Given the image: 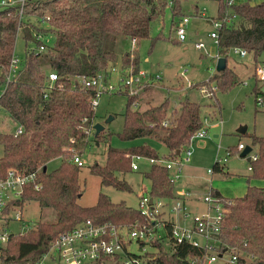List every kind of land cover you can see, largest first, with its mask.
<instances>
[{"label": "trees", "instance_id": "trees-1", "mask_svg": "<svg viewBox=\"0 0 264 264\" xmlns=\"http://www.w3.org/2000/svg\"><path fill=\"white\" fill-rule=\"evenodd\" d=\"M182 1L27 0L21 6H0V109L21 130L17 136L0 134V178L8 169L36 172L34 182L23 187L16 203L20 207L33 202L38 208L52 210L55 214L53 222H38L32 229L10 235L1 264L34 263L56 236L86 220L95 225L143 223L136 209L113 203L103 194L97 195L92 206L77 204L79 168L71 164L70 159L83 152L94 125V111L89 107L93 88H82L77 79H90L98 74L106 79L115 72L122 75L130 61L132 71L136 72V53L132 54L129 48L117 57L116 47L124 41H128L131 48L137 46L148 37L150 23L159 18L166 7L172 18L180 16ZM195 1L214 2L217 20H229L221 22L216 31V54L224 58L225 68L221 72L214 69L208 79L216 83V89L229 90L241 83L226 65L227 51L238 48L253 59L264 53V1L252 6L249 0H241L229 7L226 0ZM198 10L201 8L193 6L194 13ZM176 22L171 23L173 31ZM18 36L22 40L24 58L13 77L6 81ZM47 36L51 39L48 45L38 40ZM40 46L43 50L39 52ZM48 73L56 75L50 87ZM250 82L254 97L257 87L252 79ZM146 90L149 89L146 87L142 92ZM136 101V96H126L122 129L117 135L121 140L149 139L164 146L174 157L182 154L190 136L203 126L199 106L187 99L179 102V109L172 121L167 120L165 128L161 122L165 121L167 101L153 106L146 103L141 110L131 108ZM99 135L94 137L96 141ZM251 143L258 148L256 160L248 161L251 177L264 180V138L252 136ZM134 156L145 160L158 158L145 144L126 151L108 148L103 164H93L88 172L99 179L101 186L129 191L128 185L116 176L131 171ZM53 160H59V164L46 172L45 166ZM142 176L148 181L150 197L175 198L173 184L163 167L151 165ZM210 194L224 210L214 252L221 256L234 255V264H264V186L248 185L241 197L233 199ZM166 232H169L168 227ZM150 247L156 250L150 264H190V261L199 264L206 255V249L183 243L173 249H164L158 242L151 243Z\"/></svg>", "mask_w": 264, "mask_h": 264}, {"label": "rangeland", "instance_id": "rangeland-1", "mask_svg": "<svg viewBox=\"0 0 264 264\" xmlns=\"http://www.w3.org/2000/svg\"><path fill=\"white\" fill-rule=\"evenodd\" d=\"M27 0H0V3L21 4ZM30 2L36 0H28ZM264 0H249V4L255 6ZM193 6L201 8L194 13ZM180 16L188 18L186 25L185 41L179 43L176 41L172 24L180 16L171 17L169 7H166L162 15L150 23L148 37L140 40L137 46L130 47L128 41L116 47V56L130 48V52L136 53L138 58V70L143 71L150 77H158V80L151 81L145 85L136 95L137 101L132 102L138 110L144 109L146 103L149 106L157 105L162 101H167L165 109V120L172 121L173 115L179 109V102L187 99L199 106L200 120L207 119L209 129L207 130L208 138L193 140L190 148L193 151L187 164L182 165L178 173V178L174 181V188L181 183L184 186V177L188 169L198 177V181L206 184L209 181V175L206 170L211 169L215 160L217 147L220 148V160L222 170L214 172L212 180L223 184L226 189L235 186L236 182H225L231 179H242V185L246 188L250 186H264V180L255 179L252 172H248V158L251 155H257L258 148L251 143V137L264 138V106L257 108L254 104L252 86L249 76L256 62H264V53L253 59L247 55L240 60L235 56L227 55L226 65L232 69L238 78V82H247V85L237 84L226 91L209 92V83L216 88V83L208 80L212 77L215 69V48L213 43L207 37L212 30L216 16V4L210 1L184 0L180 4ZM173 21V23H172ZM172 23V24H171ZM201 41L204 45L205 54L194 49V43ZM42 42L46 45L51 43L49 36L43 37ZM214 53V54H213ZM13 56L18 58L19 63L24 58V48L22 40L18 36L15 40ZM130 61V58H129ZM131 61L125 70H132ZM114 73L113 78L117 79L120 75ZM151 79V78H150ZM186 81L189 83L187 87ZM149 90H144V88ZM205 87V95L198 93V88ZM1 91V89H0ZM264 97V96H263ZM126 96L118 94H103L97 102L94 109L93 124L102 126L99 132V139H94V131L89 133L86 147L80 155L82 166L79 168L77 184L80 190V196L77 198V204L81 207L94 205L98 194H103L113 203H123L125 206L136 209L138 199L148 192V181L143 178V173L147 172L150 165L147 161L140 160L136 164L137 171H130L116 178L125 182L129 191H119L112 187H104L99 183V179L88 172L89 167L93 164L102 165L104 162L105 152L108 148L126 151L132 147L145 144L152 148L157 156H166L167 149L159 143L149 139H134L125 141L118 138L122 129V116L124 112ZM133 109V107H131ZM130 108V109H131ZM177 114V113H176ZM110 117V120L105 121ZM16 126L8 118L6 113L0 109V134L13 133ZM244 129L242 134L238 131ZM98 133V134H99ZM216 135V138L212 136ZM237 144L244 148L248 147L250 152L244 157H239L241 151L234 152L230 156L223 157L225 149H235ZM182 160V159H181ZM59 160L50 161L46 166V172L55 169ZM72 164V163H71ZM173 176L174 172H168ZM220 174V175H219ZM207 188V185H206ZM206 192V191H205ZM201 190L197 196L202 199L208 193ZM205 207V206H204ZM20 222H10L8 232L23 233L32 229L38 222H53L55 214L49 209H40L33 202H26L19 207ZM204 210V209H203ZM18 211V209H15ZM203 212V211H202ZM193 216V213H190ZM198 241H200L198 239ZM164 249L169 248L167 242L161 241ZM144 251L138 252V245L132 241L127 244L126 252L131 256L138 257L141 260L153 258L156 250L149 245L143 246ZM228 253L224 254L215 264H224L228 261ZM247 262V261H246Z\"/></svg>", "mask_w": 264, "mask_h": 264}, {"label": "built area", "instance_id": "built-area-1", "mask_svg": "<svg viewBox=\"0 0 264 264\" xmlns=\"http://www.w3.org/2000/svg\"><path fill=\"white\" fill-rule=\"evenodd\" d=\"M241 0H226V5H235ZM12 4L0 3L1 7ZM22 5V2L20 6ZM227 18L214 20L212 30L209 31L207 37L217 48V29L221 22L227 23ZM188 18L182 16L177 20L174 27L176 41L182 43L186 37V25ZM42 41V38H38ZM196 51L205 53L204 45L201 41L194 43ZM40 46L38 51H42ZM227 55H232L238 59H244L247 54L244 50L232 48L227 51ZM215 62L218 59L215 53ZM19 60L13 55L10 58L6 81L11 79L18 69ZM111 72H114L112 70ZM249 76L257 87V92L254 95V104L257 108L264 106V92L261 88L264 87V62H256ZM112 76V78H111ZM106 78L100 74L93 78L87 79L80 77L77 79L82 88H93V94L89 102V107L92 111L97 106L98 99L103 94H118L133 97L151 81L158 80V77H150L143 71L125 70L122 75L114 79L111 75ZM151 78V79H150ZM48 87L56 81L54 73L47 75ZM187 87L189 83L186 81ZM241 85H247V82H242ZM215 87L209 85V92L215 91ZM205 87L198 88V93L205 95ZM135 108V105H133ZM163 128L168 126L165 120L161 122ZM206 122L203 120V126L196 130L189 138L187 146L182 150V160H173L158 157L157 159L146 160L148 164L163 167L167 172L173 171L171 176L168 173V179L173 184L178 178V173L182 165L189 161L192 150L190 143L192 140L203 139L207 136L205 129ZM21 133L19 127H16L13 136ZM238 151L244 148L241 144L236 146ZM256 155H251L248 161H255ZM143 160L141 157L134 156L130 162L131 171H137V162ZM70 163L80 168L82 163L77 155H73ZM247 170L250 172V167ZM211 173V170H207ZM36 172L22 173L17 170L8 169L4 176L0 178V264L1 257L9 236L14 234L8 232L10 222H20L18 201L22 189L25 185L34 182ZM174 199L162 200L153 198L148 193L142 195L137 202L136 210L143 217V223L132 222L126 225H115L112 223H104L95 225L91 221L86 220L71 230L56 236L49 244L48 250L41 254L40 257L32 264H150L151 259L141 260L138 257L131 256L126 252L127 244L134 241L138 245V252H143L144 245H151L154 242L166 241L169 248H174L179 244H187L193 248L206 249V255H203L199 264H215L222 256L214 252L216 237L220 230V224L223 218V207L221 203L214 198L210 193L203 196L201 202L205 206V210L198 214H193L187 211V207L183 202V198L188 196V193L179 191L176 192ZM18 209V211H15ZM169 232H166V228ZM169 233V234H168ZM198 239L200 241H198ZM236 257L231 255L227 261L228 264H234ZM193 261H190L192 264Z\"/></svg>", "mask_w": 264, "mask_h": 264}, {"label": "crops", "instance_id": "crops-1", "mask_svg": "<svg viewBox=\"0 0 264 264\" xmlns=\"http://www.w3.org/2000/svg\"><path fill=\"white\" fill-rule=\"evenodd\" d=\"M207 121L208 120L205 119L206 131L209 129V126L214 124L213 123V124L208 125ZM212 137L216 138L217 136L213 135ZM206 138H208V135L206 137H204L203 139H206ZM199 140H201V139H199ZM219 151H220V148L217 147V153L215 156V160L213 161V164L211 165V169H209V170H211V173H207V170H206V174L209 175V181L206 184L200 183L198 181V177L195 174H193V172H191V169H188V173H187L186 177H184V186H183V184L179 183V184H177V188H174V183H173L174 194L176 192H179V191H183V192L188 193V196L183 198V202L185 203V205L187 207V211L189 213L198 214V213L205 210V207H204L203 203L201 202V199H198L196 196V195H198V193L201 190H203V192L206 191L205 193H212L214 195H218V196H220L222 198H226V199L239 198L245 193V190L247 187L244 188L242 185V181H241V180H244L245 176L242 179H234V180L231 179L230 181H225V182H236V180H237V183L235 184V186H232L229 189H226L225 186L223 184L218 183V181L212 180L211 176L214 174V172H219L220 174H222L221 170H222L223 164H221V162H223L225 158H222V160H220V158H218L219 157L218 156ZM237 151L238 150L236 147H235V149H225L223 152V157L230 156L234 152L236 153ZM191 155H192V153H191ZM158 157H164L166 159H173V160L180 161L182 159L183 155L180 152L177 156L171 157V154L167 152L166 156H158ZM143 160L146 161L145 159H143ZM189 160H190V158H189ZM188 162H186L185 164H187ZM247 163H248V161H247ZM214 164H216L215 169L213 168ZM206 185H207V188H206ZM260 186H262V185H259L257 187H260Z\"/></svg>", "mask_w": 264, "mask_h": 264}, {"label": "water", "instance_id": "water-1", "mask_svg": "<svg viewBox=\"0 0 264 264\" xmlns=\"http://www.w3.org/2000/svg\"><path fill=\"white\" fill-rule=\"evenodd\" d=\"M225 68V60L224 58H218L215 62V72H221ZM261 91L264 92V87L261 88ZM110 120V117L105 121L108 122ZM92 130L94 131V136H97L99 132L102 131V126L99 124H94L92 126ZM244 132V129H240L238 131L239 134H242ZM250 152V149L248 147H245L239 154V157L243 158Z\"/></svg>", "mask_w": 264, "mask_h": 264}]
</instances>
